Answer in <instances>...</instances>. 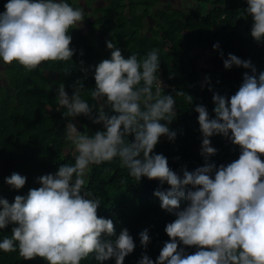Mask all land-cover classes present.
Wrapping results in <instances>:
<instances>
[{
	"label": "clouds",
	"instance_id": "1",
	"mask_svg": "<svg viewBox=\"0 0 264 264\" xmlns=\"http://www.w3.org/2000/svg\"><path fill=\"white\" fill-rule=\"evenodd\" d=\"M245 11L252 20L251 36L264 42V0H246ZM83 20L84 10L69 0H6L0 11V63L16 62L32 71L42 62L72 59L70 31ZM106 44L110 56L82 68L85 73L94 69L91 97L98 103L81 97L82 79L71 94L63 82L56 90V109L68 118L64 138L74 148V163L37 176L39 186L16 194L12 202L0 196V229L13 225L11 235L0 238V251L18 249L23 259L39 256L48 264H81L86 258L100 264L112 257L124 264L136 246L133 236L127 227L117 234L113 219L98 215L101 200L85 187L92 165L119 157L136 180L146 176L170 185L154 190L160 207L175 216L164 228L169 239L155 259L143 252L137 264H264V71L244 72L230 96L214 92V116L204 104H195L205 163L193 170L184 166L181 175L154 151L161 136H177L169 127L177 115L176 99L157 77L158 50L138 59L136 53L123 55L111 40ZM213 48H220L218 41ZM223 64L257 71L251 59L231 52ZM185 99L193 103L191 94ZM81 114L102 127L82 131L72 119ZM214 134L238 145V158L219 165L211 161L218 151L210 140ZM4 179L19 190L27 176L13 171ZM139 237L146 249L149 229Z\"/></svg>",
	"mask_w": 264,
	"mask_h": 264
},
{
	"label": "trees",
	"instance_id": "2",
	"mask_svg": "<svg viewBox=\"0 0 264 264\" xmlns=\"http://www.w3.org/2000/svg\"><path fill=\"white\" fill-rule=\"evenodd\" d=\"M103 1L107 3L98 8L99 16L92 18L84 13L86 24L82 22L70 31V46L76 49L72 59L42 62L43 67L32 71L16 62L0 63V194L10 202L16 194H26L30 188L38 187L37 176L57 171L62 163H74L73 147L64 138L68 118L62 115L63 110L56 109V90L59 82H63L71 94L73 85L82 79L81 97L90 104L98 103L91 97L95 87L94 69L85 73L82 68L110 56L106 41L120 47L125 56L136 53L138 59H143L152 49L158 50L161 64L157 77L160 76L164 91L173 93L176 99L177 115L169 127L177 131V136L174 140L161 136L154 151L163 153L169 166L181 175L184 166L193 170L205 163L200 152L202 134L195 104H204L210 116H214V92L230 96L240 86L244 72L258 76L264 71V42H257L250 34L252 20L245 11L246 0H196L197 4L188 13L179 8L156 10L161 0ZM69 2L81 8L74 0ZM5 3L6 0H0V11H4ZM150 19L154 22L150 23ZM146 28L148 32L143 31ZM217 41L220 48L214 49ZM196 50L207 54L206 66L192 56ZM221 51L223 58L231 52L251 59L256 73L236 65L226 69ZM175 90H182L184 95H176ZM188 93L193 96V103L185 99ZM48 104L53 107L47 108ZM72 119L82 131L89 133L102 127L83 114ZM210 140L218 150L210 160L217 165L238 158L239 146L222 134H214ZM13 171L27 176L26 184L19 190L11 189L4 179ZM86 181L85 187L101 200L98 215L112 218L117 234L127 227L134 238L136 246L125 257L124 264H137L143 252L155 259L164 241L169 239L165 225L175 216L160 207L154 190L170 185H160L158 179L146 176L136 180L121 165L119 157L92 165ZM183 203L182 200V206ZM12 227L10 224L0 229V238L10 236ZM144 228L149 229L151 237L146 249L139 237ZM184 247L189 252L195 250L193 246ZM0 264L48 262L39 256L25 260L17 249L0 251ZM81 264L98 262L86 258ZM100 264H115V258Z\"/></svg>",
	"mask_w": 264,
	"mask_h": 264
},
{
	"label": "rangeland",
	"instance_id": "3",
	"mask_svg": "<svg viewBox=\"0 0 264 264\" xmlns=\"http://www.w3.org/2000/svg\"><path fill=\"white\" fill-rule=\"evenodd\" d=\"M74 1L78 2L81 5V8L84 10V13L89 14V16L92 18L99 16L100 11H98V8L100 7V5H103V4L105 5L107 3L106 1H103V0L101 1L74 0ZM196 4H197L196 0H161L156 6V10L179 8V9H182L185 13H188ZM86 21L87 19L84 17V20L82 22L86 24ZM153 22L154 20L150 19V23H153ZM143 31L148 32V28H146ZM192 56L198 58V60L203 66L207 65V54L206 53L200 50H196L192 53ZM1 74H3V70H1ZM73 153H74V148H73Z\"/></svg>",
	"mask_w": 264,
	"mask_h": 264
}]
</instances>
